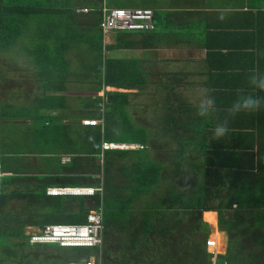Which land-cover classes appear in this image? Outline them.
<instances>
[{"label": "trees", "instance_id": "trees-1", "mask_svg": "<svg viewBox=\"0 0 264 264\" xmlns=\"http://www.w3.org/2000/svg\"><path fill=\"white\" fill-rule=\"evenodd\" d=\"M194 1L0 0V55L12 51L17 60L24 54L40 84L33 106L12 109L4 105L0 122L4 126V121L11 119L24 122L17 126L33 138L31 142L42 153L26 154L22 166L4 172L3 161L17 156L12 152L21 149L23 139L16 144L0 139V171L11 175L2 179L0 264H88L91 259L97 264H116L106 245L116 244L117 236L127 233L125 241L131 245L125 248L132 251L141 231L144 235L158 233L166 250L159 256L161 262L155 264H188L190 257L194 264H210L213 256L206 243L212 231L205 222L217 224L216 213L222 232L231 237L219 264H264V92L253 91L248 80H242V85L226 92L204 93L214 98L215 110L200 117L196 114L200 100L192 104L183 100L186 96H175L183 83L198 93L201 82L197 69L176 73L164 67L171 72L162 75L168 78L163 83L154 79L166 73L153 67L158 60L147 61L135 54L136 50L149 53L153 48L169 47L176 38L202 42L206 25L196 20V13L178 11L202 5ZM105 6L152 9L156 28L112 33L111 43L106 44L101 26ZM86 8L89 13H79ZM204 48V63L212 73L214 58L207 44ZM118 51H131V57H119L123 53ZM144 63H150L151 70ZM8 71L0 63V90ZM212 75L210 82L214 81ZM86 85L92 86L91 95L70 94ZM151 85L161 102L155 104L160 116L153 126L149 122L137 125L128 113L133 93L119 90L145 92ZM238 90L260 98V108L230 115L227 110L237 99ZM102 91L104 96L99 95ZM69 97L77 101L92 98L79 106L90 109L93 115L69 114ZM179 99L181 102L175 103ZM97 108L103 109L102 116L94 112ZM162 109L166 111L163 115ZM225 119L229 131L214 138L213 129ZM84 120H102L103 124L84 127L79 123ZM104 144L139 149L104 151ZM34 157L49 161V165L57 163L52 167L61 170L51 167L49 173L40 175L38 170H30L34 168L30 161L38 167ZM64 157L70 159L67 167L62 164ZM49 189L102 192L93 197H50ZM67 201L74 203L73 212L64 210ZM136 203L147 205L149 210L138 207L135 212ZM101 208V249L30 244L34 230L42 232L52 225L84 226L89 214ZM127 210L128 215L140 216L144 225L139 226L138 221L130 224ZM74 219L77 222H70ZM172 233L174 242L167 239ZM118 243L124 248L121 238Z\"/></svg>", "mask_w": 264, "mask_h": 264}, {"label": "crops", "instance_id": "crops-1", "mask_svg": "<svg viewBox=\"0 0 264 264\" xmlns=\"http://www.w3.org/2000/svg\"><path fill=\"white\" fill-rule=\"evenodd\" d=\"M165 1L170 3V0ZM194 2L202 5L178 11L196 13V20L206 25L207 29L202 42L192 41V39L187 41L186 37L178 41L176 38L173 40L174 44L169 47L151 49L149 51L153 54L151 58L158 60L153 67L158 68L160 72H164L166 67L176 73L189 71V68L190 71L197 69L199 82H201L197 88L201 93L226 92L237 87V84L242 85V80L244 82L248 80L252 71L258 70L264 73V0H196ZM206 44L211 53L210 57L214 58L211 71L212 76L215 77L211 82L209 78L212 73L204 63L207 60V50L204 48ZM136 51L143 54L141 50ZM160 60L167 63H161ZM247 67L249 68L245 69ZM171 71H165L166 73L161 75H168ZM181 86L186 84L183 83ZM52 169L61 170L59 167H52ZM49 171L51 170L45 173L39 171V174L46 175ZM81 183L87 184L88 181L81 180ZM72 204H74L72 201H67L64 210L70 209L73 212ZM138 207L142 208L139 203L134 204L133 210L137 212ZM75 213L78 214V212ZM127 217L130 224L142 219L137 215ZM70 222L75 223L77 219ZM211 225L214 226L216 223Z\"/></svg>", "mask_w": 264, "mask_h": 264}, {"label": "rangeland", "instance_id": "rangeland-1", "mask_svg": "<svg viewBox=\"0 0 264 264\" xmlns=\"http://www.w3.org/2000/svg\"><path fill=\"white\" fill-rule=\"evenodd\" d=\"M106 40H107V43L111 42L112 41L111 35H109ZM130 52L131 51H118L117 53H123V54H120L119 57L129 58L131 57L129 55ZM135 54L138 57L146 58L147 61H150V58L153 55L150 53L142 54L137 51L135 52ZM1 56L2 55H0V63H3V65H5L9 69V71L6 75L7 76L6 82L5 84H2V88L0 90L2 91L0 93V114H1L2 109L5 107L4 105L12 109H16V108L24 109L23 107L29 108L32 105V103L35 101V98L38 96L40 92V91L37 92L40 84L38 80L36 79V75H35L36 70L33 69V66L29 63L28 59L24 57V54H20V58L17 60L14 59L16 57V54L12 51H9L8 53L4 54L3 57ZM115 56H117V54H115ZM144 65L146 66L147 70H151L150 63L148 64L144 63ZM37 77L40 78L39 75ZM154 79L156 81H160L163 83L167 82L168 80L166 76H162V75L160 76L159 79L157 77H154ZM188 80L190 82L193 81L192 79H188ZM151 82H155V81H151ZM152 85L149 86L150 88H148L145 92H140L136 90H119L120 92L125 91V92L133 93V95L130 97V106L128 108V113H129L130 119L133 120V122L136 123L137 125H144L146 124V122H149V124L153 126L152 123L155 124V121L160 116L158 109L156 110L157 106L155 104H161V102L158 101V93L153 89ZM78 88H81V90H76L73 92L70 89L71 91L70 94L91 95L93 91L92 86L90 85L80 86V87L78 86ZM188 89L186 86H178L177 93L175 94V96L178 98L179 97L182 98L186 96L185 99L183 100L185 101L190 100L192 104H196V101L198 102V100L202 99L205 96L204 93H201L199 91L198 93H195L192 90V88H188ZM109 91H114V89L110 88ZM184 91H188V92H184ZM163 92H165V90H163L162 93ZM99 95L104 96V92L102 91ZM85 98H87V100H79L80 101L79 103V101H77L73 97H69L67 101V105L70 108L69 114L80 116V117L93 115L90 109H85L84 107L79 106L82 103L84 104L89 103L92 99L90 97H85ZM154 98H156V100ZM179 102H181L180 99L176 101L175 103H179ZM166 105L168 104H165V106ZM94 112L98 114L97 116H102L101 114L102 111L99 108L95 109ZM165 112H166L165 109H162L161 114L163 115ZM84 121H95V120H84ZM4 123L6 124V126H4V124L0 122V139L2 140L9 139L10 142H12L13 144H16L17 142L19 143L21 138L23 139V144L20 147L21 149H19V151L12 152L13 153L12 156L14 155H17V156L3 161L2 165L4 167V172H6V171H9L11 168L15 167L16 169L22 166L23 162L26 161V160L22 161L23 157L26 154L37 153L40 151V149L37 146H35L34 143L31 142L33 138L31 136L28 137L24 133H22V129L19 126H17V125L23 126L24 122H21L20 120L12 121L11 119L10 121H4ZM65 123H68L70 125H76L78 121H74V122L67 121ZM79 123L83 125L84 122L82 121ZM166 144H168V142ZM157 149L159 150L161 149V147L158 146ZM38 154L40 155L42 153L39 152ZM33 159L36 161L38 167H35L34 164L30 161L29 165L34 167V168H30V170L32 171L39 170L40 172L45 173L48 170H51L50 166H54L57 164L53 162L52 165H49V161L47 164L45 160L41 158H37V157H34ZM6 176L11 177V175H5V177ZM142 209L149 210V207L143 204ZM150 212L154 213V210H150ZM128 214H129V210H127L126 215ZM216 215H217L216 225L213 226L205 222L204 217H203V222H205L211 227L212 232H211L210 239H213V240L216 239L217 241V238H220L218 239L220 241L219 243L220 244V249H219L220 255L219 256H224L227 254L229 241L231 237L229 235L227 236L224 232H222L218 214ZM37 231L38 230H34L33 232H37ZM138 246H141V244H139ZM137 249H140V248L138 247ZM187 262H191V257L187 259Z\"/></svg>", "mask_w": 264, "mask_h": 264}, {"label": "built area", "instance_id": "built-area-1", "mask_svg": "<svg viewBox=\"0 0 264 264\" xmlns=\"http://www.w3.org/2000/svg\"><path fill=\"white\" fill-rule=\"evenodd\" d=\"M89 9H80L79 13H89ZM102 31L105 38L111 33L121 31H142L155 30L154 11L152 9H117L105 6L102 17ZM102 122L84 121L86 127H98ZM138 147V146H137ZM104 151H129L135 150L134 146L104 144ZM63 164H69V158H63ZM5 175L0 171V196L2 194V179ZM102 190L80 189L61 190L49 189L48 196H86L93 197ZM104 236V215L103 208L93 211L88 216V223L84 226H48L40 233L31 236V245L57 244L64 249L85 248L98 249L103 247ZM207 251L213 256L210 264H219V249L216 239H209L206 243ZM218 248V249H217ZM225 256V255H224ZM88 264H97L91 261Z\"/></svg>", "mask_w": 264, "mask_h": 264}, {"label": "clouds", "instance_id": "clouds-1", "mask_svg": "<svg viewBox=\"0 0 264 264\" xmlns=\"http://www.w3.org/2000/svg\"><path fill=\"white\" fill-rule=\"evenodd\" d=\"M154 22H155V19H154ZM104 38H105V36H104ZM106 39L107 38H105V42L107 43ZM248 84L252 88H254L260 92H264V73H261L258 70L252 71L250 73V75L248 76ZM260 106H261V99L260 98L254 96L252 94H244L243 90H238L237 99L232 103L231 107L227 111L230 115H235L241 111H247V112L256 111L260 108ZM101 110L103 111V109H101ZM214 110H215L214 98H211V97L205 95L202 99H200V101L197 105V113L196 114L200 117H205V116L209 115ZM95 121L102 122V124H103L102 120H95ZM101 125H99V126H101ZM84 127H86V126H84ZM228 131H229L228 121H227V119H225L223 123L217 124L215 126V128L213 129V137L217 138V139L221 138ZM126 146H128V145H126ZM129 146H131V145H129ZM63 165H66V164H63ZM61 190H80V189H61ZM94 196H96V195H94ZM51 197H53V196H51ZM55 197H81V196H55ZM82 197H86V196H82ZM52 226L68 227V226H64V225H52ZM69 226H79V225H69ZM35 233H40V231H37ZM49 245L59 246L57 244H49ZM60 248H62V247H60ZM62 249H64V248H62ZM73 249H85V248H73ZM91 261L96 262L95 259H91L89 262H91Z\"/></svg>", "mask_w": 264, "mask_h": 264}, {"label": "flooded vegetation", "instance_id": "flooded-vegetation-1", "mask_svg": "<svg viewBox=\"0 0 264 264\" xmlns=\"http://www.w3.org/2000/svg\"><path fill=\"white\" fill-rule=\"evenodd\" d=\"M142 224L144 225L143 221L138 222L139 226H141ZM139 234L140 236L135 238V246L133 247L132 251L128 250V248H125V245L126 247H129L131 245L128 241H125V236L127 235V233L123 234L122 236L118 235L116 238V244L112 242L106 245L107 250L113 253L114 256L111 257L116 259V264H155L156 262H161L159 256L165 253L166 250L163 247V243L160 242V237L158 236L159 234L153 232L144 235L142 234V231L139 232ZM120 238L124 241V248H122V246L118 243V239ZM167 239L174 242L173 233L171 234V236L167 237ZM218 239L220 238H217L216 242L219 248L220 241ZM139 244H141V246H138ZM138 247L140 249H137ZM152 255H156L157 257H153ZM107 259L110 260V258ZM187 259L186 263L194 264L192 262H187Z\"/></svg>", "mask_w": 264, "mask_h": 264}, {"label": "water", "instance_id": "water-1", "mask_svg": "<svg viewBox=\"0 0 264 264\" xmlns=\"http://www.w3.org/2000/svg\"><path fill=\"white\" fill-rule=\"evenodd\" d=\"M134 147H136V149L135 150H138L139 149V147H137V146H134ZM217 214V213H216Z\"/></svg>", "mask_w": 264, "mask_h": 264}]
</instances>
